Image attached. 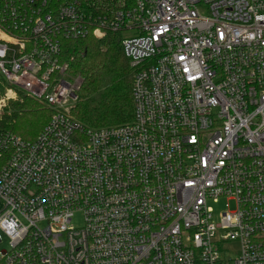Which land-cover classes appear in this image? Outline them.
Wrapping results in <instances>:
<instances>
[{
    "label": "built area",
    "instance_id": "built-area-1",
    "mask_svg": "<svg viewBox=\"0 0 264 264\" xmlns=\"http://www.w3.org/2000/svg\"><path fill=\"white\" fill-rule=\"evenodd\" d=\"M110 33L134 117L90 128L63 42ZM0 74L52 111L0 123V264H264V0H0Z\"/></svg>",
    "mask_w": 264,
    "mask_h": 264
},
{
    "label": "trees",
    "instance_id": "trees-1",
    "mask_svg": "<svg viewBox=\"0 0 264 264\" xmlns=\"http://www.w3.org/2000/svg\"><path fill=\"white\" fill-rule=\"evenodd\" d=\"M120 40V33H110L102 40L90 36L63 42V57L69 62L71 75L82 78L79 100L72 111L84 124L103 127L134 117L133 70ZM1 81L4 83L0 74ZM10 107L0 116V123L26 141H34L52 115L51 110L30 98L12 101Z\"/></svg>",
    "mask_w": 264,
    "mask_h": 264
},
{
    "label": "rangeland",
    "instance_id": "rangeland-1",
    "mask_svg": "<svg viewBox=\"0 0 264 264\" xmlns=\"http://www.w3.org/2000/svg\"><path fill=\"white\" fill-rule=\"evenodd\" d=\"M108 35L109 34H107L106 36H104L102 38H96V37H94V38L97 39V40H102V39L107 38ZM120 36H121V34H120ZM73 77H75V76H73ZM75 78H77L78 81H80V82L82 81V78L80 76L79 77H75ZM0 85H1V87H0V97H1L3 95V93H4V91H5V83H3V81H1ZM24 97L29 99V97H27L24 93L19 92L16 99H12V100L8 101L7 105L0 109V116L5 114L7 111L8 112L10 111V108H11L10 106H11V102L12 101L23 100V99H25ZM77 102H76V104H77ZM42 106L44 108L48 109L46 106H44V105H42ZM72 115L75 117V115L73 114V111H72ZM75 118L77 119V117H75ZM78 120H80V119H78ZM84 125H86L87 127H90V128H100V127H97V126L95 127V126H92V125L86 124V123ZM113 125H117V124H111V125H105V126H113ZM209 205L214 208L215 214L218 215V216H221L222 212L226 211L229 208L227 206V200L226 199H221L218 203H216L214 201H210ZM230 206H231L230 207L231 209L235 208V202H231ZM83 224L84 223H83V215H82V213L81 212H76L74 214V216H73L72 221H71V225L74 226L75 228H79V227H82ZM7 247H8L7 240L3 239L0 242V251L7 249ZM235 250H236V248H231L230 255H229L230 257L235 255Z\"/></svg>",
    "mask_w": 264,
    "mask_h": 264
}]
</instances>
